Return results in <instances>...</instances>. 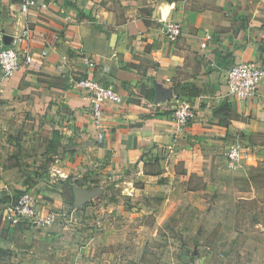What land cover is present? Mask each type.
<instances>
[{
	"label": "crops",
	"instance_id": "0c3cea01",
	"mask_svg": "<svg viewBox=\"0 0 264 264\" xmlns=\"http://www.w3.org/2000/svg\"><path fill=\"white\" fill-rule=\"evenodd\" d=\"M36 2L22 12L21 0H0V48L28 26L35 57L11 75L0 70L1 122L56 109L52 118L65 124L76 154L101 172L125 175L132 192L144 188L153 195L197 192L193 179L203 175L206 162L227 167L223 153L240 141L247 153L225 170L247 177L240 199L256 198L249 175L259 163L264 168V77L254 96L237 100L228 92L226 71L247 61L264 68V0ZM163 20L180 24L176 40ZM86 52L93 67L81 59ZM81 76L112 86L121 101H105L94 114L85 92L72 85ZM176 101L193 106L181 131L169 117ZM11 168L0 164L5 188ZM10 241L0 235L1 255L10 253Z\"/></svg>",
	"mask_w": 264,
	"mask_h": 264
},
{
	"label": "rangeland",
	"instance_id": "374dc122",
	"mask_svg": "<svg viewBox=\"0 0 264 264\" xmlns=\"http://www.w3.org/2000/svg\"><path fill=\"white\" fill-rule=\"evenodd\" d=\"M57 113L0 121V164L13 172L7 188L0 182V235L11 239L1 264H264L260 163L249 175L256 187L251 200L238 196L249 188L247 177L210 161L193 179L197 192H132L125 175L101 172L74 152L65 124L52 118ZM25 186L37 207L54 212L53 222L4 219Z\"/></svg>",
	"mask_w": 264,
	"mask_h": 264
},
{
	"label": "built area",
	"instance_id": "2783aa9c",
	"mask_svg": "<svg viewBox=\"0 0 264 264\" xmlns=\"http://www.w3.org/2000/svg\"><path fill=\"white\" fill-rule=\"evenodd\" d=\"M37 4L36 0H21V10L26 12L31 6ZM45 6V3H42ZM162 26L170 40H176L181 34L178 22L163 20ZM31 29L25 26L19 34L10 36L6 46L0 48V70L4 75H11L23 65H29L35 59L31 52ZM204 47V44H202ZM43 50L41 55H45ZM83 63L88 67L94 66V58L90 52L81 55ZM264 77V68L255 61L235 63L226 71L228 92L237 100H245L254 96L258 90L259 81ZM74 88L86 94V98L94 114H98L105 101L120 102V95L112 86L102 85L88 76H81L72 80ZM193 106L189 101H176L170 108L169 117L172 124L183 130L193 116ZM228 168H236L244 158L243 148L239 142L230 144L223 153ZM54 212L40 210L28 193L21 194L16 201L7 206L4 219L11 223L25 221L32 226L42 227L54 220Z\"/></svg>",
	"mask_w": 264,
	"mask_h": 264
},
{
	"label": "trees",
	"instance_id": "16d2710c",
	"mask_svg": "<svg viewBox=\"0 0 264 264\" xmlns=\"http://www.w3.org/2000/svg\"><path fill=\"white\" fill-rule=\"evenodd\" d=\"M29 188H30V186H25V187H24V191H23V193H24L25 191H27ZM2 251H3V253L6 252V251H4V250H2Z\"/></svg>",
	"mask_w": 264,
	"mask_h": 264
}]
</instances>
